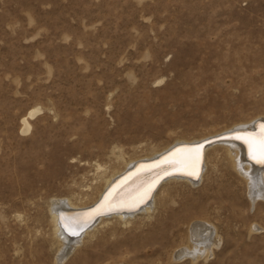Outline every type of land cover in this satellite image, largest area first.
<instances>
[{
  "label": "rangeland",
  "instance_id": "374dc122",
  "mask_svg": "<svg viewBox=\"0 0 264 264\" xmlns=\"http://www.w3.org/2000/svg\"><path fill=\"white\" fill-rule=\"evenodd\" d=\"M263 115L264 0H0V264H264V202L222 151L197 185H160L151 214L109 216L64 262L50 211L91 204L123 158ZM195 218L222 240L179 259Z\"/></svg>",
  "mask_w": 264,
  "mask_h": 264
},
{
  "label": "bare ground",
  "instance_id": "6f19581e",
  "mask_svg": "<svg viewBox=\"0 0 264 264\" xmlns=\"http://www.w3.org/2000/svg\"><path fill=\"white\" fill-rule=\"evenodd\" d=\"M42 111L41 107L30 109L29 113L22 118V133L27 134L31 132L33 127L31 119L36 117ZM260 120L264 121V115L258 116L247 123L233 124L232 126L226 127L224 130L215 133L218 135L221 132L226 133L237 130H251L238 133V137H235L233 140L226 139L224 141L215 142L217 144H209L206 147L204 157V166L207 158L206 165L208 168L210 155L215 151H222L223 159L228 160L233 171L247 182L252 206L264 202V125H256ZM255 129H258V131L255 132ZM201 138L207 137L203 136L200 138H194L191 141L198 142L202 140ZM191 141L178 139V141H176L177 143L174 145L171 143L160 150L151 152L149 157L155 154L157 155L159 152L162 154L178 143ZM161 154H158L155 157H158ZM206 155H208V157H206ZM140 156L131 157L128 160L123 158V160L118 163L110 173H108L106 168H103L100 176L102 183L97 186L95 192L97 197L91 202V204L88 205L85 202L79 203L80 201L77 203L74 201V198V200L72 198H67L65 200L59 198L53 200L52 204H50V211L51 220L54 225V233L61 244L59 261H66L73 251L84 242L83 235L88 234L92 228H96V224L107 222L108 219H110L109 216H117L118 219L122 220L124 223H129L128 220H125V217L133 215L138 210H144L151 214L156 205V199L158 200V198L155 197L153 201L151 200L147 204H145V202L159 180L157 174L163 172V170L182 174H176L166 179L163 181L160 188L164 187L166 183L169 184L176 181H185L197 185L204 177V174L202 176L200 175L201 177H198V147L182 146L176 148L162 158L166 163L160 165L161 170H155L151 174H147L150 172L146 173L144 170L150 165L141 164L126 177L118 179L127 170L132 169L136 165ZM99 168L101 169L102 166L99 165ZM202 173H204V167ZM106 190H108V192L103 196ZM101 198L102 200L100 201ZM96 203L98 204L92 209L77 211V209L92 207ZM114 210L119 211L107 216L102 215L95 221L96 223L94 222L95 224H92L93 226L91 225L85 229L83 233L78 234L79 231L87 226L97 214H105L106 212ZM124 210L126 211L123 212ZM186 235L187 242L174 250V255L179 259L184 257L198 258L203 255L209 256L214 253V250L222 240L218 233L217 226L205 218H195L191 220L188 224Z\"/></svg>",
  "mask_w": 264,
  "mask_h": 264
},
{
  "label": "water",
  "instance_id": "95a60500",
  "mask_svg": "<svg viewBox=\"0 0 264 264\" xmlns=\"http://www.w3.org/2000/svg\"><path fill=\"white\" fill-rule=\"evenodd\" d=\"M258 124H263L264 125V121L260 120L259 122L256 123V125ZM248 131H251V130H244V131H241V130H237V131H233V132H226V133H221L217 136H213V137H207L205 139H202L201 141H198V142H195V141H191V142H186V143H178L177 145H175L174 147H172L171 149H169L168 151L162 153L161 155H159L158 157H154L152 159H149V160H139L136 165L132 168V169H129L127 170L124 174H122L118 179H122L124 177H126L127 175H129L132 171L136 170L137 167L141 164H147V165H150L149 167H147V169L144 170V172H150V173H147V174H151L153 171L155 170H161L160 169V165L161 164H165L166 161H163L162 158L165 157L166 155H168L169 153H171L172 151H174L176 148L178 147H182V146H192V147H198V151H199V171H198V177L201 175L202 173V169L204 167V157H205V152H206V147L209 145V144H212V143H215V142H220V141H224L226 139H234L235 137H238V133L240 132H248ZM255 132L258 131V129H255L254 130ZM236 135V136H234ZM176 174H182V173H178V172H175V173H172V172H167V170H163V172L161 173H158L157 177L159 178L158 182L156 183V186L154 187V189L152 190L149 198L147 199V201L145 202V204H147L149 201L152 200L153 196H154V193L156 192V190L158 189V187L163 183V181H165L166 179L176 175ZM108 192V190H106L103 194V196ZM102 196V198H103ZM102 198L100 199V201L102 200ZM99 201V202H100ZM98 202V203H99ZM98 203H96L95 205H93L92 207H89V208H82V209H77V211H82V210H88V209H92L94 208ZM144 205V204H142ZM141 205V206H142ZM140 206V207H141ZM139 207V208H140ZM117 211L119 210H114V211H110V212H106L105 214H97L95 216V218L85 227H83L78 234H81L85 229H87L88 227H90L99 217H101L102 215H111L113 213H116ZM126 210H124L123 212H125ZM68 230V229H67ZM74 232V231H73ZM72 232V233H73ZM70 233V232H68ZM71 234V233H70Z\"/></svg>",
  "mask_w": 264,
  "mask_h": 264
}]
</instances>
